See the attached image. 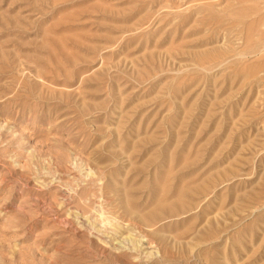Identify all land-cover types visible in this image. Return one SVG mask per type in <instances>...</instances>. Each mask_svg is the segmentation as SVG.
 I'll list each match as a JSON object with an SVG mask.
<instances>
[{"label":"rangeland","instance_id":"obj_1","mask_svg":"<svg viewBox=\"0 0 264 264\" xmlns=\"http://www.w3.org/2000/svg\"><path fill=\"white\" fill-rule=\"evenodd\" d=\"M263 15L0 0V264H264Z\"/></svg>","mask_w":264,"mask_h":264},{"label":"bare ground","instance_id":"obj_2","mask_svg":"<svg viewBox=\"0 0 264 264\" xmlns=\"http://www.w3.org/2000/svg\"><path fill=\"white\" fill-rule=\"evenodd\" d=\"M247 10L245 9H242L240 11H238V15L239 14H247L246 13ZM241 23H244L243 24V27H242V32H243V35H241L243 38V41H244V49L242 50V52L238 53V57H242V56H246L248 54H251V53H255V54H258L260 52H262L264 50V31H260L259 32V29L258 28L260 25H264V15L259 17L257 20H253V21H250L249 23L246 21L243 22L241 21ZM261 30V29H260ZM255 31H258L259 34V40L252 43L251 39L253 37V34ZM262 34V35H261ZM261 36V37H260ZM213 51H210L209 53H211ZM218 53V52H217ZM213 54V53H212ZM261 55L258 56V60H256V62L254 63H250V64H241L239 62L236 63L235 67H234V73H233V77L237 78L240 82H244V81H249L251 84H254L255 86L259 87L260 85L264 86V53H260ZM199 56V54H198ZM202 56V54H201ZM199 56V58L201 57ZM208 56V54H207ZM198 58V57H197ZM203 58V57H201ZM199 60V59H198ZM202 60V59H201ZM255 87V88H257ZM264 99V98H262ZM238 101V100H237ZM264 103V101H262ZM260 102L262 105L263 103ZM259 103V105L261 106V104ZM253 120L255 121V123L257 124L258 121L260 120H264L262 119V117L260 115H254L253 117ZM111 172V171H110ZM116 172V171H115ZM117 174V172H116ZM113 176V174H112ZM121 176V175H120ZM264 178V177H263ZM167 179V178H166ZM264 185V184H263ZM165 187V186H164ZM185 187V186H184ZM173 188V187H172ZM262 189H264L263 187H261ZM112 189V188H111ZM167 189V188H166ZM173 191V190H171ZM192 191V190H191ZM263 194L261 195H264V190H262ZM178 192V191H177ZM126 194V193H125ZM175 194V193H174ZM129 196V195H128ZM263 197V196H261ZM155 198V197H153ZM157 198V197H156ZM160 198V197H159ZM129 200V199H128ZM127 200V203H129ZM175 200V199H174ZM89 201V200H88ZM167 202V201H166ZM264 202V201H263ZM84 205V204H82ZM129 205V204H128ZM127 205V206H128ZM81 206V205H80ZM85 209H87L86 207L88 206H85ZM131 207V206H130ZM263 207V206H262ZM172 208V207H171ZM264 208V207H263ZM135 209V208H134ZM256 209V208H255ZM258 209V208H257ZM263 216V215H262ZM166 218V217H165ZM152 223V222H151ZM162 257V256H161ZM160 257V258H161ZM161 264V263H160Z\"/></svg>","mask_w":264,"mask_h":264}]
</instances>
